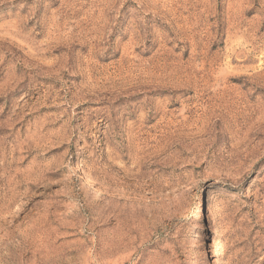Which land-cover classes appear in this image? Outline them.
Returning a JSON list of instances; mask_svg holds the SVG:
<instances>
[{"label":"rangeland","instance_id":"374dc122","mask_svg":"<svg viewBox=\"0 0 264 264\" xmlns=\"http://www.w3.org/2000/svg\"><path fill=\"white\" fill-rule=\"evenodd\" d=\"M0 264H264V0H0Z\"/></svg>","mask_w":264,"mask_h":264}]
</instances>
